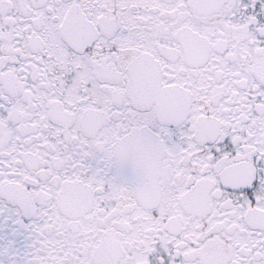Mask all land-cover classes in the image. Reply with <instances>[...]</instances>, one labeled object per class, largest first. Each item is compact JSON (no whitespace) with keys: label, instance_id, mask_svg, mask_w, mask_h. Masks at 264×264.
I'll list each match as a JSON object with an SVG mask.
<instances>
[{"label":"snow or ice","instance_id":"snow-or-ice-1","mask_svg":"<svg viewBox=\"0 0 264 264\" xmlns=\"http://www.w3.org/2000/svg\"><path fill=\"white\" fill-rule=\"evenodd\" d=\"M0 264H264V0H0Z\"/></svg>","mask_w":264,"mask_h":264}]
</instances>
